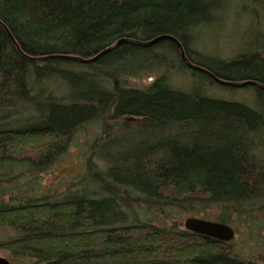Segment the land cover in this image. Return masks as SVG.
Returning a JSON list of instances; mask_svg holds the SVG:
<instances>
[{
  "label": "trees",
  "instance_id": "1",
  "mask_svg": "<svg viewBox=\"0 0 264 264\" xmlns=\"http://www.w3.org/2000/svg\"><path fill=\"white\" fill-rule=\"evenodd\" d=\"M241 1L262 14L264 1ZM234 7L0 0V249L11 264H264V90L244 87L261 100L252 106L209 96L223 86L216 78L264 86V36L228 60L196 49ZM163 36L203 71L187 68L171 40L82 62L122 39ZM174 71L195 80L182 88ZM144 76L153 80L143 85ZM96 123L102 133L77 185L24 189ZM185 214L236 225L235 240L162 222ZM242 227L249 248L237 241Z\"/></svg>",
  "mask_w": 264,
  "mask_h": 264
},
{
  "label": "rangeland",
  "instance_id": "2",
  "mask_svg": "<svg viewBox=\"0 0 264 264\" xmlns=\"http://www.w3.org/2000/svg\"><path fill=\"white\" fill-rule=\"evenodd\" d=\"M236 2V7L232 9L231 12L225 13L221 27L215 28L212 32H207L204 35L198 36V43L196 49L199 53L207 57H215L222 59H232L237 52L245 51L248 44H256L261 40L260 35L264 36V10L261 11L257 9V15L252 14L253 10L251 5H245V9L241 10L238 6H243L244 1L241 0H230ZM246 1V0H245ZM264 1V0H261ZM238 2V4H237ZM175 73L170 76L172 83L181 86L182 88H189L194 78H189V73L186 75L183 73ZM143 85L149 84L153 78L143 77L141 79ZM135 85L140 83V80H135ZM140 83V84H141ZM130 86H132L130 84ZM134 86V85H133ZM210 97L237 101L244 104L259 105L260 99L255 95V92L249 88H226L219 86L216 88L212 86L210 91ZM102 128L99 123L88 125L82 128L77 134L70 146L69 150L64 154L59 161L46 173L40 175L39 179L35 181L32 178H25L24 182L21 184L25 185L24 189L27 190L26 185H30V189H37L38 191L42 189L47 190L48 188H57L59 193H64L68 188H72L77 185L85 173V166L87 162L91 159V147L93 142L101 135ZM92 162V161H91ZM34 181V182H32ZM40 184V187L37 185ZM219 211L213 209L211 212V218L217 217ZM191 215H179L175 217L174 221L171 219L164 220V224L171 227L173 224L175 226H180V228L185 229V223L187 220L192 219ZM264 225V220L261 223ZM236 229V225H231ZM178 228V227H176ZM238 228V227H237ZM242 235L246 234L245 229L242 227L240 230ZM261 231V230H259ZM264 226L262 227V233L259 238L263 237ZM244 237V238H243ZM242 238L237 236V241L240 242L242 248H249L251 244L243 242L245 235ZM241 238V239H240ZM246 244V245H245ZM244 245V246H243ZM260 246V245H259ZM0 257L5 258L8 261L9 254L0 249ZM12 261V259H11ZM13 264H21L18 261H12Z\"/></svg>",
  "mask_w": 264,
  "mask_h": 264
},
{
  "label": "water",
  "instance_id": "3",
  "mask_svg": "<svg viewBox=\"0 0 264 264\" xmlns=\"http://www.w3.org/2000/svg\"><path fill=\"white\" fill-rule=\"evenodd\" d=\"M164 40H171L177 44L178 49L180 51L181 59L187 68L191 70H195V71H203V69L191 63V61L186 56L182 45L176 39L167 37V36L159 37L149 42H140V41H131L129 39H122L118 41L114 46L104 50L102 53H100L96 57L88 61L82 60V62L84 63L97 62L100 58L112 52L113 50L121 46L122 44H132V45H136L139 47L150 48ZM65 59L74 60V61L76 60V58H65ZM215 81L223 86H227L230 88H244L247 86H253V87H257L259 89L264 90L263 85L256 83V82H252V81H246L242 83H232V82L222 81L217 78L215 79ZM185 228L192 233L204 236L206 238L214 239L216 241L224 242V243H229V242L234 241L235 236H236L234 229L229 225H225V224H221V223H217L213 221H206V220L197 219V218H192V219L187 220L185 223ZM0 264H11V263L7 259L0 257Z\"/></svg>",
  "mask_w": 264,
  "mask_h": 264
},
{
  "label": "flooded vegetation",
  "instance_id": "4",
  "mask_svg": "<svg viewBox=\"0 0 264 264\" xmlns=\"http://www.w3.org/2000/svg\"><path fill=\"white\" fill-rule=\"evenodd\" d=\"M234 229V228H233Z\"/></svg>",
  "mask_w": 264,
  "mask_h": 264
}]
</instances>
